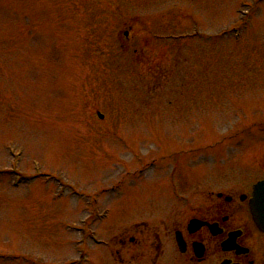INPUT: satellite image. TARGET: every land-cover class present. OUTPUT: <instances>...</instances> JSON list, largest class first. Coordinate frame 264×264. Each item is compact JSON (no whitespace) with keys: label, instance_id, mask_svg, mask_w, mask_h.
<instances>
[{"label":"rangeland","instance_id":"374dc122","mask_svg":"<svg viewBox=\"0 0 264 264\" xmlns=\"http://www.w3.org/2000/svg\"><path fill=\"white\" fill-rule=\"evenodd\" d=\"M263 153L264 0H0V264H88L85 194L109 239L174 167L238 179Z\"/></svg>","mask_w":264,"mask_h":264},{"label":"flooded vegetation","instance_id":"af4514ba","mask_svg":"<svg viewBox=\"0 0 264 264\" xmlns=\"http://www.w3.org/2000/svg\"><path fill=\"white\" fill-rule=\"evenodd\" d=\"M211 170L202 177L177 173L175 182L167 173L158 185L166 188L165 199L104 240L103 264H264V231L250 212L253 186L264 179V162L251 163L238 179L221 178L215 164ZM173 183L179 199L172 195Z\"/></svg>","mask_w":264,"mask_h":264},{"label":"water","instance_id":"95a60500","mask_svg":"<svg viewBox=\"0 0 264 264\" xmlns=\"http://www.w3.org/2000/svg\"><path fill=\"white\" fill-rule=\"evenodd\" d=\"M255 199L253 201L252 212L255 221L261 228H264V181L255 186Z\"/></svg>","mask_w":264,"mask_h":264}]
</instances>
